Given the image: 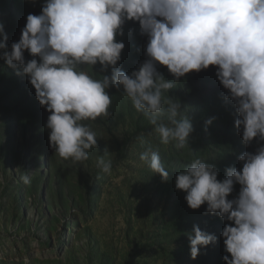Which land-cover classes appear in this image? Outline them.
<instances>
[{
    "label": "rangeland",
    "instance_id": "1",
    "mask_svg": "<svg viewBox=\"0 0 264 264\" xmlns=\"http://www.w3.org/2000/svg\"><path fill=\"white\" fill-rule=\"evenodd\" d=\"M44 2L0 0L8 50L19 41L26 17L39 15ZM123 29L116 37L125 44L117 67L130 74L148 58V38L138 22L126 21ZM24 56L26 62L33 58L27 51ZM99 69V64L83 68L94 78H100ZM157 70L174 79L166 66ZM109 94V115L84 121L96 133L98 147L85 161L65 160L50 147V113L39 104L28 77L0 58V264H225L223 256L230 254L221 232L230 222L207 213L206 204L191 209L186 193L175 187L178 172L195 159L213 164L222 180L226 168H242L240 154L260 146L255 139L243 144L234 103L224 99L227 90L216 66L188 73L163 92L164 99L180 102L181 114L192 123L184 148L174 141L161 143L122 89L110 88ZM149 149L169 171L167 181L140 159ZM99 158L111 161L109 172L97 167ZM23 175L31 182L25 184ZM239 190L235 184L228 199ZM194 225L217 239L192 259L188 234Z\"/></svg>",
    "mask_w": 264,
    "mask_h": 264
},
{
    "label": "clouds",
    "instance_id": "2",
    "mask_svg": "<svg viewBox=\"0 0 264 264\" xmlns=\"http://www.w3.org/2000/svg\"><path fill=\"white\" fill-rule=\"evenodd\" d=\"M126 21L138 22L148 38V58L130 74L117 67L125 44L116 37L124 34ZM0 35V58L17 75L28 77L39 104L50 113V147L73 162L87 160L89 150L98 147L96 133L84 121L109 115L110 88L122 89L161 143L174 141L184 148L192 123L181 114L180 102L164 99L163 92L188 73L216 66L227 90L224 99L234 103L243 144L255 139L260 146L240 154L242 168H226L222 180L213 164L195 159L178 172L175 187L186 193L191 209L206 204L207 213L230 222L221 232L231 257L223 256L225 264H264V0H45L39 15L26 17L10 50L3 25ZM25 51L33 57L27 62ZM97 64L100 78L83 70ZM158 65L166 66L174 79L166 80ZM140 159L163 181L169 179L157 152L146 150ZM111 166V161L97 160L105 173ZM21 180L31 182L28 175ZM235 184L239 194L228 199ZM188 239L195 259L217 238L194 225Z\"/></svg>",
    "mask_w": 264,
    "mask_h": 264
}]
</instances>
